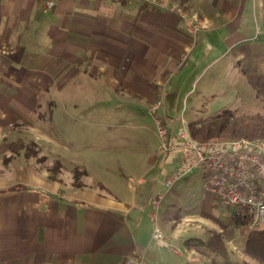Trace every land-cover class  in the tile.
<instances>
[{
    "label": "crops",
    "instance_id": "0c3cea01",
    "mask_svg": "<svg viewBox=\"0 0 264 264\" xmlns=\"http://www.w3.org/2000/svg\"><path fill=\"white\" fill-rule=\"evenodd\" d=\"M47 1L0 0L1 151L21 140L8 138L22 132L16 131L18 122L31 120L26 122L32 133L40 130L32 123L40 87L53 88V127L43 134L48 146L61 148L57 124L69 111L59 103L80 102L87 108L114 92L144 113L161 89L165 96L191 98L187 80L204 62L215 71L211 77L223 71L226 97L234 90L240 99L254 102L255 109L246 114H264V0H185L188 12L207 25L197 35L189 33L190 14L158 6V0H141L138 9L133 0H115L122 4L115 13L108 0H51L54 7L45 11ZM91 5L96 13H89ZM191 57L197 63L180 79ZM61 106L59 113L55 108ZM161 119L172 131L178 129L174 121ZM39 173L25 170L16 180L7 166L0 167V264H212L211 258L181 242L188 230L183 223L175 228L172 221L162 224L166 239L179 252L154 239L153 201L140 202L136 188L125 199L105 182L89 184V172L80 187L73 177L62 181L64 174L57 180ZM137 181H145L143 174ZM17 182L29 186L17 189ZM245 254L242 260L232 254L216 261L253 264Z\"/></svg>",
    "mask_w": 264,
    "mask_h": 264
},
{
    "label": "rangeland",
    "instance_id": "374dc122",
    "mask_svg": "<svg viewBox=\"0 0 264 264\" xmlns=\"http://www.w3.org/2000/svg\"><path fill=\"white\" fill-rule=\"evenodd\" d=\"M108 1L113 9L112 13L122 8V4L115 0ZM133 1L138 9L141 0ZM149 1L144 0L147 4L150 3ZM158 1V6L167 7L169 10L174 8L175 12L181 9L185 15H193L188 12L185 0H172L167 4H164L163 0ZM88 11L96 13L92 5ZM197 60L199 59L197 58ZM196 63L197 61L191 57L186 63V66L189 65L190 68L188 71L183 69L180 72V79L181 75H187L189 71H192L191 67ZM206 66L207 62L202 63L199 69L192 74L194 77L191 76V79L187 80V88L193 90L191 98L185 97V94L180 97L175 93L165 96L164 91L162 105L154 116L149 110L154 103L149 107V111L141 113L138 112L136 103L120 99L114 92L107 93L101 101H91L87 108L80 107V102L59 103V106H66L69 111V116L66 119L61 117L60 123L57 124L55 135L61 136L63 142L61 148L48 146L47 139L43 134L44 131L53 127L49 120L51 112L49 98L53 88L40 87L39 103H37L39 105L36 117L32 120V123L36 122L40 130L33 134L31 126L27 124L31 120H26L27 122L17 123L16 131L22 130V132L18 131L19 133L8 135V138L12 140L24 139L27 145L30 143L32 156L26 158L24 153L20 155L12 153L10 150H0V167L6 169L7 166L11 177L16 180L25 170L35 169L40 172L39 174L49 173L52 178L57 180H61V178L59 179L61 174H64L62 181L73 177L74 185L75 181L83 183L85 174L89 172L87 178L89 184L94 185L95 181L105 182L117 192V195L119 194L125 199L131 198L134 191L137 190L136 198L140 202L150 200L154 202L160 193H164L165 197L162 199L159 209L161 229L165 220L172 221L174 228L177 223H183L184 230H188L182 235L180 234L181 242L190 238L189 235L204 234L208 236L213 229L221 231L225 235V244L228 245L231 255L242 260L249 232L228 224L229 210L214 203L210 194L208 195L204 191L202 180L198 174L179 179L170 188L166 186L167 180L177 168V163H181V156L175 154L166 158L160 153L162 140L156 116L166 119L167 122L170 121L169 123L174 121V126L180 128L183 121H186L189 126L192 121L203 122L227 110L240 116L242 113L255 109L254 102L247 97L240 99L238 92L234 93V90L231 95L226 97L225 87H222L225 78L222 74L223 71L216 72V76L211 77L215 71L212 72ZM198 72L204 74L199 79L196 77ZM66 88L76 89L78 87L68 86ZM184 88L186 89V85ZM213 88L214 92H208ZM237 88L238 90L242 89V87ZM30 97L32 98V96ZM251 104L253 107H250ZM62 109V106L55 108L59 113L63 112ZM35 140L38 141L37 144L33 142ZM210 140L220 141L221 139ZM228 140L233 139L221 141ZM155 160L156 164L152 163ZM121 168L123 170H120ZM141 174L145 181L140 184L137 180L138 175ZM27 184L29 183H18L15 187L22 189L29 186ZM188 215L192 218L185 221L183 218ZM147 216L149 217L148 214ZM151 220L154 232L155 222L152 218ZM245 256L253 264L258 263L252 257L246 254ZM220 259L221 263L225 261L223 258Z\"/></svg>",
    "mask_w": 264,
    "mask_h": 264
},
{
    "label": "built area",
    "instance_id": "2783aa9c",
    "mask_svg": "<svg viewBox=\"0 0 264 264\" xmlns=\"http://www.w3.org/2000/svg\"><path fill=\"white\" fill-rule=\"evenodd\" d=\"M54 2L45 4V11L51 10ZM172 11L175 9L171 8ZM183 14L181 9L176 11ZM189 33L199 34L207 29L197 14L188 19ZM164 90L161 89L150 112L155 115L162 105ZM157 117V125L162 140L160 153L164 157L180 154L181 163L178 169L166 182L168 188L179 179L198 174L204 191L213 198L216 205L227 209L247 210L251 221L243 227L246 232L264 227V139L241 138L228 141H199L195 139L190 127L183 125L176 131L167 127ZM165 194H159L153 202L151 218L155 222L154 239L166 247L178 252L166 239L159 224V209Z\"/></svg>",
    "mask_w": 264,
    "mask_h": 264
},
{
    "label": "trees",
    "instance_id": "16d2710c",
    "mask_svg": "<svg viewBox=\"0 0 264 264\" xmlns=\"http://www.w3.org/2000/svg\"><path fill=\"white\" fill-rule=\"evenodd\" d=\"M192 136L199 141L210 139H264V114H242L236 115L232 111H225L222 114L204 120L203 122L192 121L189 124ZM30 144V143H29ZM24 139L9 143L12 153L23 154L27 158L31 157L30 145ZM36 145L35 143H31ZM82 182L75 181L77 187L82 186ZM230 216L228 224L234 228H243L251 221V213L247 210L228 209ZM225 235L218 230H211L204 239L201 237H190L184 240V244L189 249L201 252L205 257L212 259V264H217L216 258L223 257L229 259L231 251L225 244ZM245 253L257 262L264 263V227L250 230L246 237Z\"/></svg>",
    "mask_w": 264,
    "mask_h": 264
}]
</instances>
